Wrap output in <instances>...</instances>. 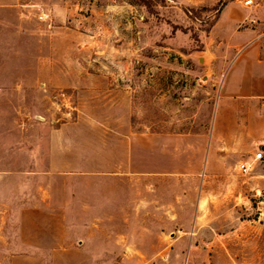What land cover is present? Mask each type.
Returning a JSON list of instances; mask_svg holds the SVG:
<instances>
[{"label":"rangeland","instance_id":"obj_1","mask_svg":"<svg viewBox=\"0 0 264 264\" xmlns=\"http://www.w3.org/2000/svg\"><path fill=\"white\" fill-rule=\"evenodd\" d=\"M230 2L0 0V264H264V100L211 63Z\"/></svg>","mask_w":264,"mask_h":264},{"label":"crops","instance_id":"obj_2","mask_svg":"<svg viewBox=\"0 0 264 264\" xmlns=\"http://www.w3.org/2000/svg\"><path fill=\"white\" fill-rule=\"evenodd\" d=\"M244 1L235 0L220 10L212 33L220 48L212 53L211 63L213 72L222 73L224 101L256 107L264 100V0L257 10L254 3L244 7ZM261 123L256 145L264 153V118Z\"/></svg>","mask_w":264,"mask_h":264},{"label":"built area","instance_id":"obj_3","mask_svg":"<svg viewBox=\"0 0 264 264\" xmlns=\"http://www.w3.org/2000/svg\"><path fill=\"white\" fill-rule=\"evenodd\" d=\"M244 7L251 8L253 6V1L252 0H246L243 3ZM264 153L260 150L257 149V153L252 157V161L250 162L249 160H246L244 162H241L238 166L239 172L241 174H248L251 170V166L253 163L260 162L263 159Z\"/></svg>","mask_w":264,"mask_h":264},{"label":"water","instance_id":"obj_4","mask_svg":"<svg viewBox=\"0 0 264 264\" xmlns=\"http://www.w3.org/2000/svg\"><path fill=\"white\" fill-rule=\"evenodd\" d=\"M190 57L196 59L200 63L204 60V54L201 52H194Z\"/></svg>","mask_w":264,"mask_h":264}]
</instances>
